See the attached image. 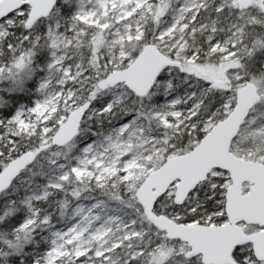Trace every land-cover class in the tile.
Here are the masks:
<instances>
[{"label": "snow or ice", "instance_id": "snow-or-ice-1", "mask_svg": "<svg viewBox=\"0 0 264 264\" xmlns=\"http://www.w3.org/2000/svg\"><path fill=\"white\" fill-rule=\"evenodd\" d=\"M37 68L0 264H264V0H0V81Z\"/></svg>", "mask_w": 264, "mask_h": 264}, {"label": "trees", "instance_id": "trees-1", "mask_svg": "<svg viewBox=\"0 0 264 264\" xmlns=\"http://www.w3.org/2000/svg\"><path fill=\"white\" fill-rule=\"evenodd\" d=\"M36 64H40L39 57L37 58ZM42 67V65H41ZM44 72L37 68L34 76L27 80L24 84L23 91L10 92L7 90L0 91V98L5 101L4 105H0V112L6 111L7 108L11 107L14 102L19 104L31 105L39 98V94L36 89L38 87L40 78L44 76ZM18 106V105H17Z\"/></svg>", "mask_w": 264, "mask_h": 264}, {"label": "rangeland", "instance_id": "rangeland-1", "mask_svg": "<svg viewBox=\"0 0 264 264\" xmlns=\"http://www.w3.org/2000/svg\"><path fill=\"white\" fill-rule=\"evenodd\" d=\"M12 87V83L10 81H7V80H3V81H0V91L2 90H7L9 91V89ZM40 98V97H39ZM38 98V99H39Z\"/></svg>", "mask_w": 264, "mask_h": 264}]
</instances>
